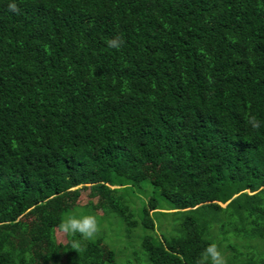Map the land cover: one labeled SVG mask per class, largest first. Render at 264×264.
Masks as SVG:
<instances>
[{
	"label": "trees",
	"instance_id": "obj_1",
	"mask_svg": "<svg viewBox=\"0 0 264 264\" xmlns=\"http://www.w3.org/2000/svg\"><path fill=\"white\" fill-rule=\"evenodd\" d=\"M8 2L0 264H132L60 232L78 205L140 227L146 264H198L211 243L264 264V0Z\"/></svg>",
	"mask_w": 264,
	"mask_h": 264
},
{
	"label": "rangeland",
	"instance_id": "obj_2",
	"mask_svg": "<svg viewBox=\"0 0 264 264\" xmlns=\"http://www.w3.org/2000/svg\"><path fill=\"white\" fill-rule=\"evenodd\" d=\"M141 191L142 193L138 191L140 193L139 195L141 196L138 199V201L136 200L135 206H141L143 204V201L148 202V197L150 196V193L152 194V192H154L153 189L150 190L148 188H145V190H141ZM84 197L86 198V200L89 199L87 195ZM167 211L168 210H164V212H167ZM85 212H88L85 209V207L78 205V206H75L69 212H67L64 215V218L70 214L85 213ZM88 213H91V212H88ZM159 216H160V218L158 219L159 224L165 230L172 231L173 217L170 218V220L167 223V227H166V221L168 219V212H167V216H164L161 214ZM111 217H109L108 219L106 218L103 219L102 217L101 218L96 217L98 221V229H97L96 234L93 237H95L96 239L103 238L106 244H108L109 246H112L119 253L120 261L127 262L128 260H132V264H146L147 256L145 255V252L141 249V246H140L141 237L143 235L140 227L135 228L134 230L130 232H127V229L124 226V223L119 218H116L113 221ZM124 230H125V235L127 236L126 238H124V233H123ZM156 230H157L156 234L160 238V230L159 229H156ZM62 239L64 240L65 237L64 238L62 237Z\"/></svg>",
	"mask_w": 264,
	"mask_h": 264
},
{
	"label": "clouds",
	"instance_id": "obj_3",
	"mask_svg": "<svg viewBox=\"0 0 264 264\" xmlns=\"http://www.w3.org/2000/svg\"><path fill=\"white\" fill-rule=\"evenodd\" d=\"M8 8L12 12L18 11L16 0H9ZM123 43V39L119 36H115L106 41L107 47L111 49H119ZM247 124L253 129L261 126L260 121L255 116H249ZM58 228L61 233L66 234L69 238L76 236L82 238H92L97 232L98 221L95 215L88 212L74 213L67 215L58 224ZM77 246L76 242H72L73 248ZM198 264H226V260L217 244L211 243L204 248Z\"/></svg>",
	"mask_w": 264,
	"mask_h": 264
}]
</instances>
